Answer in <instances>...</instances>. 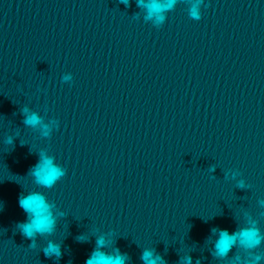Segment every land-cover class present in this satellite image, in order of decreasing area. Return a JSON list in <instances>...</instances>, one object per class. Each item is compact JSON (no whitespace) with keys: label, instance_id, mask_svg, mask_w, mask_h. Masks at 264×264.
I'll list each match as a JSON object with an SVG mask.
<instances>
[{"label":"water","instance_id":"95a60500","mask_svg":"<svg viewBox=\"0 0 264 264\" xmlns=\"http://www.w3.org/2000/svg\"><path fill=\"white\" fill-rule=\"evenodd\" d=\"M161 14L146 19L138 0H0V264H86L100 237L125 264L146 250L264 264V0ZM41 153L68 169L52 188L30 172ZM31 192L56 218L34 246L17 228ZM253 228L259 245L216 254L220 230ZM49 242L61 257L45 256Z\"/></svg>","mask_w":264,"mask_h":264},{"label":"clouds","instance_id":"9594fccd","mask_svg":"<svg viewBox=\"0 0 264 264\" xmlns=\"http://www.w3.org/2000/svg\"><path fill=\"white\" fill-rule=\"evenodd\" d=\"M120 3L130 6V0H119ZM176 0H166V3L162 0H150L145 4V0H138V5L147 8L148 16L146 19L155 18L156 23L163 21L164 16L161 14L164 10L171 8ZM191 15L195 19H199L198 5H194L191 10ZM69 76H65L64 80H69ZM22 112L25 116L23 123L26 126L42 127V134L48 136L51 132L49 125L43 124L41 117L35 112L29 113V109L24 107ZM55 123V122H54ZM12 138L9 137L8 143L11 144ZM214 171V168L212 169ZM31 175L35 177L36 183L52 188L58 181H60L68 172L58 164L54 163V158L49 157L43 153L40 154V160L30 170ZM240 187H243V181L240 182ZM19 206L27 214L28 220L24 223L17 224V228L20 233L27 239L32 240L34 246V237L37 234L43 235L45 233L51 234L56 227V218L53 216L52 207L47 198L39 192H31L27 195L23 193L19 197ZM217 231L213 229V232ZM83 240V237H80ZM262 237L256 229H244L234 234H230L227 230L219 231V239L216 242V254L219 256H225L230 248L239 241V243L245 247L252 248L260 244ZM97 247L93 251L91 257L87 259L86 264H125L128 257L127 255L119 254L117 249L116 254H107L100 249L105 246L106 241L103 237H100L96 241ZM45 256L57 258L61 257V247L58 244L49 242L47 247L43 249ZM142 259L145 264H164L161 257H153L152 251H145ZM257 260L260 257L256 258ZM186 264H191V258H187ZM199 264V262H198Z\"/></svg>","mask_w":264,"mask_h":264}]
</instances>
